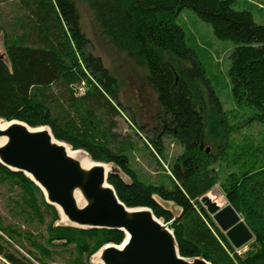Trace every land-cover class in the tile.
<instances>
[{"label":"trees","instance_id":"16d2710c","mask_svg":"<svg viewBox=\"0 0 264 264\" xmlns=\"http://www.w3.org/2000/svg\"><path fill=\"white\" fill-rule=\"evenodd\" d=\"M80 1L112 49L145 69L157 95L163 115L156 118L158 134L145 145L155 153L157 180L131 166L135 144L116 132L124 109L120 81L94 55L74 0H0V120L49 128L72 151L112 166L107 182L118 200L170 223L181 258L264 264V148L240 150L230 142L237 132L232 117L176 23L182 11H190L211 27L217 41L233 45L231 98L238 110H250V123L264 126V24L254 22V8L236 11L235 0ZM131 127L142 129L135 122ZM167 140L181 149L170 164ZM216 187L253 236L241 254L201 205ZM0 188L7 189L9 213L20 228L38 231L5 226L0 219L5 264H51L62 254L70 264H91L102 248L119 247L126 238L122 232L61 224L62 216L29 179L1 165Z\"/></svg>","mask_w":264,"mask_h":264},{"label":"water","instance_id":"95a60500","mask_svg":"<svg viewBox=\"0 0 264 264\" xmlns=\"http://www.w3.org/2000/svg\"><path fill=\"white\" fill-rule=\"evenodd\" d=\"M4 124L7 127L0 130V138L6 140L0 146L2 167L29 179L41 191L45 202L69 225L125 235L121 246L102 248L94 256V263L209 264L202 259L188 261L179 256L170 223L162 225L147 208H126L108 184L109 172L103 164L83 169L80 160L87 154L78 151V158H70L66 145L58 143L49 128L32 129L17 121ZM75 195L80 196L83 207L78 205ZM201 205L235 250L253 241L242 216L230 205L219 208L207 196L201 199Z\"/></svg>","mask_w":264,"mask_h":264},{"label":"rangeland","instance_id":"374dc122","mask_svg":"<svg viewBox=\"0 0 264 264\" xmlns=\"http://www.w3.org/2000/svg\"><path fill=\"white\" fill-rule=\"evenodd\" d=\"M74 1L80 13L82 28L93 46L94 55L99 57L105 68L120 81L119 101L124 109L116 119V132L122 136L121 139L127 138L135 144V149L130 154L131 166L142 177L149 178L150 181H156L161 172L154 161L155 153L151 149L146 150L145 145H148V141L153 138L155 133L158 134L156 118L157 116L161 117L163 112L157 102V95L149 84L147 72L145 69L137 67L125 56L118 55L107 41L101 37L85 5L80 0ZM251 7L254 8L252 10L254 22L264 24V0H235L233 9L239 11L245 8L251 9ZM10 11L8 5L2 6L3 15L9 17ZM176 23L183 29L187 42L197 53L199 61L206 70L207 77L210 78L212 89L223 104L224 112L229 113L232 117L233 122L230 125L237 132L231 135L230 142L240 150H246V147L260 146L264 148V126L250 123V110H238L231 98L228 69L230 55L234 49L233 45L228 42L217 41L213 37L211 27L202 23L190 11H182ZM213 79L214 81H212ZM79 89H77V96H82L83 92ZM134 122L137 127L142 128L140 132L131 127ZM135 133H139V136H135ZM203 148L205 151L211 152L212 146L206 144ZM164 151L168 164L181 153V149L168 140L164 143ZM104 166L108 172L112 168V166ZM164 168L167 170L166 166ZM207 198L217 204L219 208L227 206L218 187L213 189L207 195ZM9 206L7 189L0 188L1 222L5 226L19 228L21 231L30 230L33 234L38 233L33 228H20L21 225L19 226L18 222L9 213ZM60 223L65 224L63 220ZM247 246L248 244L237 250L239 254L245 252ZM93 258L90 263L96 264ZM0 264L5 263L0 261ZM51 264H70V261L67 254H62V256L55 257L54 263Z\"/></svg>","mask_w":264,"mask_h":264},{"label":"bare ground","instance_id":"6f19581e","mask_svg":"<svg viewBox=\"0 0 264 264\" xmlns=\"http://www.w3.org/2000/svg\"><path fill=\"white\" fill-rule=\"evenodd\" d=\"M7 127L6 124H4V122H0V130H5V128ZM5 139L4 138H0V146L3 145L5 143ZM59 143V142H58ZM65 150L67 152V155L70 157V158H78L79 156V152L78 151H72L71 149H69L67 146H65ZM80 165L83 169L85 170H90L92 169L93 167H95V163H93L92 161H90V159L85 155L82 160H80ZM105 167V166H104ZM105 171H107L106 167H105ZM75 199L78 203L79 206L83 207V202L82 200L80 199V196L79 195H75ZM64 222H66L65 218L62 216ZM161 223V222H160ZM162 224V223H161ZM163 225V224H162ZM96 257V256H95ZM95 257L93 258V260L95 259Z\"/></svg>","mask_w":264,"mask_h":264},{"label":"built area","instance_id":"2783aa9c","mask_svg":"<svg viewBox=\"0 0 264 264\" xmlns=\"http://www.w3.org/2000/svg\"><path fill=\"white\" fill-rule=\"evenodd\" d=\"M83 87H84L83 84L79 87L80 88L79 90L82 91V92L84 91Z\"/></svg>","mask_w":264,"mask_h":264}]
</instances>
